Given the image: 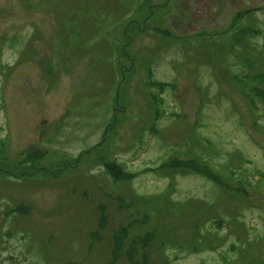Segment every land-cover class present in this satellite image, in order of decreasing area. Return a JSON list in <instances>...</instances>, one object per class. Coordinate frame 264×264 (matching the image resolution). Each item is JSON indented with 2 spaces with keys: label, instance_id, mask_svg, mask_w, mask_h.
<instances>
[{
  "label": "rangeland",
  "instance_id": "374dc122",
  "mask_svg": "<svg viewBox=\"0 0 264 264\" xmlns=\"http://www.w3.org/2000/svg\"><path fill=\"white\" fill-rule=\"evenodd\" d=\"M263 81L264 0H0V264H264Z\"/></svg>",
  "mask_w": 264,
  "mask_h": 264
},
{
  "label": "trees",
  "instance_id": "16d2710c",
  "mask_svg": "<svg viewBox=\"0 0 264 264\" xmlns=\"http://www.w3.org/2000/svg\"><path fill=\"white\" fill-rule=\"evenodd\" d=\"M253 79L255 80L256 77H253ZM160 84H161V86H159ZM167 85H168L167 83H163V84L162 83H158L156 88L160 87L161 88V89L159 88L160 90H162V89L164 90L165 89L164 87L167 86ZM250 88L253 89L255 87L249 86V89ZM258 96H261V95H258ZM261 97L264 98V96H261ZM254 98H255V96H252L250 98V101H251L250 103L252 105L254 104V101H255ZM155 107H156V105H155ZM156 110H157V108H156ZM155 115L158 116V111H156ZM180 161H182V162H180ZM162 164H161L162 167H159V166L158 167L159 168H164L165 166H169V168H171V170H186V171H189V172L199 173L202 176L208 177L209 180L213 181L216 185H223L222 182L218 181V177L215 176V174H213V171H212L210 165H208L205 162H200V161L197 163L196 158H191L190 157V158H187L185 160L176 159V160L173 161L172 166L169 165L170 164L169 160H167V161L164 160ZM116 165L117 164H115V163L112 164V166L115 167V168L117 167ZM100 220H101V218H100ZM128 228H129V226H127L126 229H128ZM148 234H149V232H148ZM153 235H154V233H153ZM153 240H156V239H153ZM132 244H134L135 247L139 246V244L137 243L136 240L134 242H132ZM142 246H144V244Z\"/></svg>",
  "mask_w": 264,
  "mask_h": 264
}]
</instances>
